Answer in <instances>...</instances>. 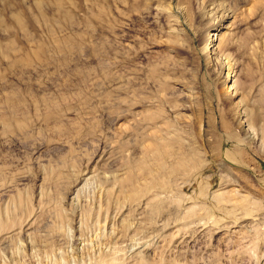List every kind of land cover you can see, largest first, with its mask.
<instances>
[{"label":"rangeland","instance_id":"374dc122","mask_svg":"<svg viewBox=\"0 0 264 264\" xmlns=\"http://www.w3.org/2000/svg\"><path fill=\"white\" fill-rule=\"evenodd\" d=\"M176 6L186 27L156 10ZM227 12V47L203 55L196 30ZM159 134L202 166L129 201L118 179L145 181L133 163ZM235 143L240 173L217 158ZM0 221V264H264V0H0Z\"/></svg>","mask_w":264,"mask_h":264},{"label":"bare ground","instance_id":"6f19581e","mask_svg":"<svg viewBox=\"0 0 264 264\" xmlns=\"http://www.w3.org/2000/svg\"><path fill=\"white\" fill-rule=\"evenodd\" d=\"M156 10H158V12L161 11L163 13H168V14L172 15L176 20H178V22H180L181 26L184 27L186 25V22H187L188 16H189L187 13L188 10H187L186 6H176L174 8H169V9L167 8V10L158 7ZM190 11H191V9H190ZM19 16H15V20L17 21V23L21 27L22 23H21ZM231 16L232 15L230 14V12H227L226 14L221 16L220 19L218 18L219 21L217 24H211L209 26L207 25L206 27L200 28V31L198 29L196 30L197 31L196 35H199V38H200V51L203 55L210 56L211 53L216 52L215 50L220 46L219 44H218V46H216V43H215L216 37L218 35L217 32L221 28H226V27L228 28V25L225 26V23H227L231 19ZM201 19L202 18H200V20ZM210 32H211V34H210ZM221 41H222V39H221ZM226 47H227L226 42L223 41L221 43V46H220V49H221L220 54L223 51L222 49H225ZM209 59H207V60L210 62ZM231 73H232V70L228 67L226 76H224V75L220 76L223 83L225 81H230V80L234 79L233 76L231 75ZM230 87L233 88L232 91L236 90L237 92H239L238 91L239 89H237V87H236V81L235 80H233ZM240 94L241 93L239 92V94L237 95V97H238L237 104L238 105H241V103L243 101V95H240ZM13 108H15V106ZM243 113H244V111H243ZM243 116L244 117H240V119H239L240 121L238 124L244 125L245 132L248 135H250L249 137H251L252 139H256L257 137L254 138L255 130L253 132L254 128L252 127L250 119H248V116L246 117V114ZM237 118H238V116H237ZM242 118H243V120H242ZM150 119H152V116ZM2 124H3V126H5V128H12V127H20V125H23V122H21V120H20V122H18L14 119L10 120L8 118H4V121L2 122ZM152 138H153V140L145 148V150L143 152V156L133 163V168L136 171L137 175H139L141 178H145V181L141 185L135 184L133 181V175H131L130 172L129 173L126 172L127 174L124 177H121L118 179L117 184H119L120 191L123 194V197L129 201L134 202L136 200L138 201L142 197L144 198V196L147 193V190H149V187L151 189L152 188L151 186H153L155 183H162V182H165L166 180H172V179L178 178L177 176L184 175L190 171H193V169H197L198 167L202 166V161L200 159L199 153H197V151H195L193 148L186 147L184 145V143L180 140L181 137H178L177 135H170V136L164 137V136H161L159 134V135H154ZM234 146L236 149V150H234L235 153L234 152L232 153V151H230V150H225L224 152H222L220 149H218L217 158H218L219 166L223 169H226L228 171L230 170V172H234V173L235 172H238V173L244 172L243 170L247 169L246 166H248L249 163L246 159L241 157L242 156L241 151H240L241 148L239 149L237 147L238 146L237 143H235ZM222 154L224 155V158L232 164L226 163L224 158L222 157ZM86 179L89 180L88 172H85V174L77 176L75 178V180L70 184L69 190H68L65 198L70 199L77 191H79L81 189V186L83 185V183L86 181ZM224 191L225 192L222 191L221 194L217 195V198H216L217 201L218 200L224 201V202L231 201L235 206H239V207H245V206H247L246 204L250 203V201H251V200L249 201V198L247 195H244V194L240 195L241 193L239 191H235L233 189H229V191H227V192L224 189ZM141 201H143V200H141ZM155 203H158V202H154L153 203L154 206L156 205ZM150 205H151V203H150ZM191 211L192 210H190L189 213H192ZM30 218H29V220H30ZM32 222H33V220H32ZM7 224H9L7 221H6V223L0 221V230L7 228V226H8ZM14 224H16V222ZM14 224L10 227V228H12V230L14 228L16 229V227H17ZM27 224H28V222H26L25 225H27ZM23 227H25V226H22V229H23ZM19 228H21V227L19 226ZM15 229H14V231H15ZM17 231H18V229H17ZM8 236H10V235H8ZM113 259L112 260H111V258H109L107 260L104 259L102 264H115ZM136 259H137L135 261L136 263L134 262L135 264H146L143 261V259H141L140 257L137 256ZM97 264H100V263H97ZM116 264H118V263H116ZM119 264H122V263H119Z\"/></svg>","mask_w":264,"mask_h":264}]
</instances>
